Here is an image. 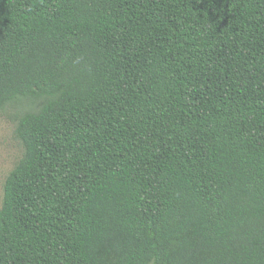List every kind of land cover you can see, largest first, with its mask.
I'll list each match as a JSON object with an SVG mask.
<instances>
[{
    "label": "trees",
    "instance_id": "1",
    "mask_svg": "<svg viewBox=\"0 0 264 264\" xmlns=\"http://www.w3.org/2000/svg\"><path fill=\"white\" fill-rule=\"evenodd\" d=\"M8 106L0 264H264V0H0Z\"/></svg>",
    "mask_w": 264,
    "mask_h": 264
},
{
    "label": "rangeland",
    "instance_id": "2",
    "mask_svg": "<svg viewBox=\"0 0 264 264\" xmlns=\"http://www.w3.org/2000/svg\"><path fill=\"white\" fill-rule=\"evenodd\" d=\"M16 111L13 106L0 111V205L4 179L22 154V146L14 137Z\"/></svg>",
    "mask_w": 264,
    "mask_h": 264
}]
</instances>
